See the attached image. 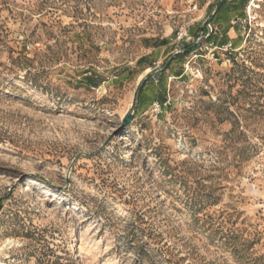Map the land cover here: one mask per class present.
<instances>
[{
	"label": "rangeland",
	"instance_id": "1",
	"mask_svg": "<svg viewBox=\"0 0 264 264\" xmlns=\"http://www.w3.org/2000/svg\"><path fill=\"white\" fill-rule=\"evenodd\" d=\"M221 1L0 0V264H264V0Z\"/></svg>",
	"mask_w": 264,
	"mask_h": 264
},
{
	"label": "bare ground",
	"instance_id": "2",
	"mask_svg": "<svg viewBox=\"0 0 264 264\" xmlns=\"http://www.w3.org/2000/svg\"><path fill=\"white\" fill-rule=\"evenodd\" d=\"M256 1H259V0H251L250 4H249V7L247 8L248 9V12L251 14V11H252V8H256L257 7V4H256ZM25 192V188H21V193H24ZM6 247V246H5ZM2 248H0V254H2Z\"/></svg>",
	"mask_w": 264,
	"mask_h": 264
},
{
	"label": "water",
	"instance_id": "3",
	"mask_svg": "<svg viewBox=\"0 0 264 264\" xmlns=\"http://www.w3.org/2000/svg\"><path fill=\"white\" fill-rule=\"evenodd\" d=\"M226 0H222L221 1V4L223 3V2H225ZM128 122V118H126L125 120H124V123H127Z\"/></svg>",
	"mask_w": 264,
	"mask_h": 264
},
{
	"label": "built area",
	"instance_id": "4",
	"mask_svg": "<svg viewBox=\"0 0 264 264\" xmlns=\"http://www.w3.org/2000/svg\"><path fill=\"white\" fill-rule=\"evenodd\" d=\"M209 1H214V0H209Z\"/></svg>",
	"mask_w": 264,
	"mask_h": 264
},
{
	"label": "crops",
	"instance_id": "5",
	"mask_svg": "<svg viewBox=\"0 0 264 264\" xmlns=\"http://www.w3.org/2000/svg\"><path fill=\"white\" fill-rule=\"evenodd\" d=\"M230 33V32H229Z\"/></svg>",
	"mask_w": 264,
	"mask_h": 264
}]
</instances>
